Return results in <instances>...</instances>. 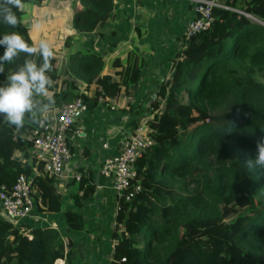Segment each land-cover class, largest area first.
Wrapping results in <instances>:
<instances>
[{"label": "trees", "instance_id": "16d2710c", "mask_svg": "<svg viewBox=\"0 0 264 264\" xmlns=\"http://www.w3.org/2000/svg\"><path fill=\"white\" fill-rule=\"evenodd\" d=\"M79 4L71 21L79 35L90 34L111 10L110 0ZM228 7L241 14L213 9L208 29L185 44L162 83L163 102L147 129L152 145L135 163L131 197L117 199L109 264H264V169L254 172L243 163L255 158L264 136V28L245 17L264 24V0H232ZM13 11L19 24L12 28L0 20V37L18 32L34 44L22 9ZM24 58L21 53L5 65L0 86ZM102 64L94 53H76L67 57V72L71 81L94 83ZM71 99L68 91L58 96L59 102ZM96 99L87 100L88 109ZM34 127L24 123L20 129ZM18 147L0 125L5 191L17 177L32 176ZM52 183L48 175L31 178L30 195L44 215L61 211ZM85 194H91L88 187ZM64 220L70 231L83 230L78 215L64 212ZM69 256L54 230L34 228L29 238L0 219V264H71Z\"/></svg>", "mask_w": 264, "mask_h": 264}, {"label": "crops", "instance_id": "0c3cea01", "mask_svg": "<svg viewBox=\"0 0 264 264\" xmlns=\"http://www.w3.org/2000/svg\"><path fill=\"white\" fill-rule=\"evenodd\" d=\"M111 10L86 35L76 34L71 21L81 6L79 0H44L39 7L23 5L22 23L29 29L34 43L47 40L54 57L48 73L52 84L49 96L54 104L47 112L26 114L25 124L37 127L32 116L54 123L58 108L78 99L86 110L76 116L73 127L62 135L69 149L62 177L53 182L61 211L44 215L34 200V214L45 218V229L56 232L71 264H109L113 258L117 197L112 181L100 176L102 163L121 152L125 138L141 129L147 135L148 123L163 102L158 96L175 58L182 52L181 37L193 19L192 0H110ZM232 0H220L228 5ZM94 53L103 62L94 83L71 81L67 57L76 53ZM106 92L101 94V88ZM69 92L73 99L59 102L58 96ZM88 109L86 102L94 99ZM47 103V97H39ZM14 135L25 164L31 156L25 141L29 128L17 129L0 120ZM34 127V128H35ZM77 175L80 181H74ZM41 176V175H36ZM24 177V176H23ZM29 178V177H25ZM32 178V176L30 177ZM91 194H85V188ZM82 198V199H81ZM64 212L81 218L83 230L70 231ZM42 214V215H41ZM27 229L38 228L24 220ZM56 264H63L57 261Z\"/></svg>", "mask_w": 264, "mask_h": 264}, {"label": "built area", "instance_id": "2783aa9c", "mask_svg": "<svg viewBox=\"0 0 264 264\" xmlns=\"http://www.w3.org/2000/svg\"><path fill=\"white\" fill-rule=\"evenodd\" d=\"M194 14L181 37V47L192 38L208 29L211 24V11L221 9L241 14L220 0H192ZM86 108L78 99L65 103L58 108L54 123L42 122L37 127L28 129L25 137L27 150L31 156L33 173L48 175L53 182L62 177L63 164L69 159V149L62 139V135L72 129L76 116L85 112ZM149 136L142 135V130H134L123 144L121 152L113 158L105 160L100 169L101 177L112 181L117 199L128 201L131 197L127 193L131 181L135 177L134 166L141 153L152 145ZM74 181L80 178L75 175ZM31 178L19 176L8 191L0 188V219L9 223L12 228L19 229L20 234L30 238V231L22 225L24 220L30 221L33 226L44 228L45 218L34 214V199L30 195Z\"/></svg>", "mask_w": 264, "mask_h": 264}, {"label": "clouds", "instance_id": "9594fccd", "mask_svg": "<svg viewBox=\"0 0 264 264\" xmlns=\"http://www.w3.org/2000/svg\"><path fill=\"white\" fill-rule=\"evenodd\" d=\"M23 0H0V20L12 28L17 27L19 19L13 9H22ZM0 46L4 47L0 55V74L5 72V65L25 55L21 65L7 76V83L0 86V116L9 125L17 129L25 123L26 114L47 112L54 104L48 95L52 81L48 73L52 71L51 60L54 52L47 40H40L30 45L18 32H11L0 37ZM39 97H47V103ZM34 123H42L32 117ZM255 158L244 160L245 166L252 171L264 169V136L256 142Z\"/></svg>", "mask_w": 264, "mask_h": 264}, {"label": "rangeland", "instance_id": "374dc122", "mask_svg": "<svg viewBox=\"0 0 264 264\" xmlns=\"http://www.w3.org/2000/svg\"><path fill=\"white\" fill-rule=\"evenodd\" d=\"M226 6H228V5H226ZM233 10L239 12L238 9H233ZM239 13H240V12H239ZM247 17H248V18H251V19H254L255 21H257V22L263 24L262 22H260V21L257 20L256 18H252V17H249V16H247ZM251 19H250V20H251ZM263 25H264V24H263ZM179 181L181 182L180 186H181V188H182V185L185 184V182H184V181L182 182L181 180H179ZM174 182H175V187H176V191H177V188L179 187V183H178L177 180H174ZM183 187H184V186H183ZM178 194H180V195H184V192L180 191Z\"/></svg>", "mask_w": 264, "mask_h": 264}, {"label": "water", "instance_id": "95a60500", "mask_svg": "<svg viewBox=\"0 0 264 264\" xmlns=\"http://www.w3.org/2000/svg\"><path fill=\"white\" fill-rule=\"evenodd\" d=\"M245 17L248 18L247 16H245ZM248 19H251V18H248ZM251 21H252V22H255L256 24H258V25H260V26H262V27L264 28V25H263V24H261V23L255 21L254 19H251Z\"/></svg>", "mask_w": 264, "mask_h": 264}]
</instances>
